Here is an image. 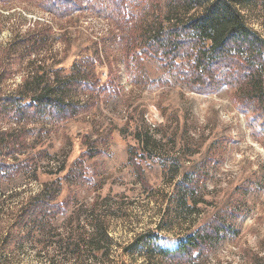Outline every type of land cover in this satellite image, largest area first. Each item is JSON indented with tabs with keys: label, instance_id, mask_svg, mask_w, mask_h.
Instances as JSON below:
<instances>
[{
	"label": "rangeland",
	"instance_id": "rangeland-1",
	"mask_svg": "<svg viewBox=\"0 0 264 264\" xmlns=\"http://www.w3.org/2000/svg\"><path fill=\"white\" fill-rule=\"evenodd\" d=\"M140 2L128 0L125 7L132 38H138L136 31L168 25L165 3ZM84 3V11L59 20L38 1L0 3V75L7 69L4 55L14 37L36 22L53 32L48 52L22 63L15 58L9 68L14 77L0 81V92L16 90L25 68L34 71L43 64L51 80L58 66L62 77L73 76L79 66L88 76L85 92L72 95L85 109L60 125L53 127L46 119L34 126L17 157L34 158V163L18 178L0 183V264H144L142 255L126 249L135 238L154 232L171 247L234 207L238 219L229 224L235 236L194 264H264V136L253 140L225 87L216 94L189 93L151 59L142 63L144 74L165 84L157 88L135 82L134 76L141 80L139 71L127 73L123 44L112 37L124 34L114 32L109 19ZM253 4L244 20L264 39V0ZM95 77L99 85L91 89ZM76 165L83 174L79 195L67 196L69 183L62 181L55 204L68 201V206L49 223L24 227L18 236L27 234L26 239L6 244L5 235L17 232L13 223L19 211L52 184L60 169L62 178ZM183 178L194 184L185 193L184 206L178 198ZM95 219L107 223L111 244L93 258V250L79 238L92 234Z\"/></svg>",
	"mask_w": 264,
	"mask_h": 264
},
{
	"label": "trees",
	"instance_id": "trees-1",
	"mask_svg": "<svg viewBox=\"0 0 264 264\" xmlns=\"http://www.w3.org/2000/svg\"><path fill=\"white\" fill-rule=\"evenodd\" d=\"M15 1L0 0V3ZM34 1H38L43 11L57 20L68 17L72 12L84 11L82 3L85 2L89 10L112 22L114 32L124 34L122 37L118 35L119 39L117 35L112 37H116L118 44H123L127 73L139 71L141 80L134 76L135 82L157 88L165 84V81L156 83L144 74L142 63L151 59L189 93L216 94L225 87L238 112L245 116L253 140L258 141L264 136V39L246 25L243 14L259 0H141V4L155 7L165 3L168 25L164 28L158 26L153 31H136L138 38L128 34L132 21L125 12L128 0ZM52 35L50 26L36 22L31 30L14 37L5 51L8 66L0 75V81L3 83L14 77L15 73L9 68L15 65V58L22 63L23 59L30 60L48 52ZM130 39H134L133 42ZM45 67L44 64L39 65L34 71L25 68L27 73L22 76L23 82L16 90L0 92V183L18 178L34 163V158L23 161L17 158L26 149L28 138L34 135V126L46 119L53 127L60 125L86 107L73 102L72 96L85 92L87 86L88 76L79 70L80 66L69 77H62V69L56 67L52 80L45 76ZM93 80L91 89L99 85L96 77ZM62 172L60 169L53 176L52 184L44 185L27 207L19 211L13 223L17 232L5 235L6 244L26 239L27 234L21 238L18 236L24 227L33 229L42 222L49 223L68 206V201L55 204L62 181L69 183L67 196L79 195V181L83 177L81 168L76 165L61 178ZM190 185L193 187L194 184L186 178L178 185L183 186L178 196L182 206L186 205L185 193ZM238 209L234 207L218 213L213 221L203 223L179 238L174 246H165L157 234L148 232L135 238L126 249L129 254L142 255L146 260L144 264H194L227 237L235 236L229 220L235 223ZM90 225L92 234L79 239L93 250L92 257L95 258L99 248L110 246L111 238L105 221L99 223L95 219ZM75 248L78 249V244Z\"/></svg>",
	"mask_w": 264,
	"mask_h": 264
},
{
	"label": "built area",
	"instance_id": "built-area-1",
	"mask_svg": "<svg viewBox=\"0 0 264 264\" xmlns=\"http://www.w3.org/2000/svg\"><path fill=\"white\" fill-rule=\"evenodd\" d=\"M148 122V121H147ZM148 123H152V120H150Z\"/></svg>",
	"mask_w": 264,
	"mask_h": 264
}]
</instances>
